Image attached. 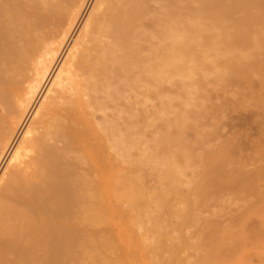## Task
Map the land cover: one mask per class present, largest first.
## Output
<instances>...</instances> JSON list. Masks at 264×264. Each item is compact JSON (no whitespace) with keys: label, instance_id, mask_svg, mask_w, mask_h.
<instances>
[{"label":"bare ground","instance_id":"1","mask_svg":"<svg viewBox=\"0 0 264 264\" xmlns=\"http://www.w3.org/2000/svg\"><path fill=\"white\" fill-rule=\"evenodd\" d=\"M258 68L264 0H0V264H264V168L218 179L185 135ZM221 190L242 215L193 216Z\"/></svg>","mask_w":264,"mask_h":264},{"label":"rangeland","instance_id":"2","mask_svg":"<svg viewBox=\"0 0 264 264\" xmlns=\"http://www.w3.org/2000/svg\"><path fill=\"white\" fill-rule=\"evenodd\" d=\"M255 70H256L255 72H257V73H258V71H261L260 74L254 73V74H252V76L250 75L251 77L248 76L250 78L234 79L231 82L222 83L223 85H220V87H218L219 84H218V82H216L217 80L213 76H210L208 80L206 79V82L208 84H207V86H205L206 85V82H205V85H203V86H205L206 88L203 87L204 88L203 90L206 89L207 91L206 90L205 91L207 92V94L205 93V91H203V97L201 99L203 101V99L205 98L204 97L205 95H206V98L202 102V105H201V99H199L200 100V106H198V107H205V108H201L197 112H195V115H194L195 120H194V123H192L193 126L191 124L190 127L187 128V129H189V128L190 129L189 130L186 129V131H185V135L187 133L186 137L191 138L190 140H192V139L194 140V138H196V133H195L196 129H201V131L203 132L202 133L203 137L201 136V139H200V141H203V142H201V144H196L195 147L197 145L198 146L196 148H194V149H197V148L199 149V150L198 149L196 150L197 152H202L203 149L206 148L202 153L209 154V150H210V152H212V150H213L212 147H214V146L216 147V148L214 147L215 151L218 149L221 152L222 155L220 154L221 156H219V158L223 156L222 158H220V160L223 159L222 161H225L224 163H225L226 167H224L223 169L218 171L219 174H218V172L215 173V175L218 179L222 178V176H224V174L227 171L235 170V167H236V169L239 168L240 164H241L240 168H239L240 173L244 174V175H246V174L250 175V174H252L251 173L252 171L254 173V172L258 171V168H260V170L262 169V167L264 168V166H263L264 165V159H263L264 158L263 157L264 156V153H263L264 152V69H263V72L259 68H258V70L257 69H255ZM211 77H213V78H211ZM210 80L211 81L214 80L213 81L214 83L211 82ZM238 80H241V81H238ZM208 81H210V82H208ZM212 83H213V86H211ZM208 85H210V86H208ZM172 86H174L175 89H174V87L169 86V88H168L169 92L172 91V94L175 92H178V90H177L178 85L172 84ZM215 86H217L220 90H217L218 88ZM225 86L227 88H225ZM223 88H225V89H223ZM204 102H206L205 103V105L207 104L206 106H204V104H203ZM196 104H199V102L198 103L196 102ZM198 107H197V109H198ZM205 109H206V111L204 113ZM200 110H202L201 113H200ZM197 115H199V117L197 118L198 122L196 121ZM199 118H200V120H199ZM158 122H160V121H158ZM162 122L163 121H161L160 123H156V125H155L156 128H154V131H159L162 128V127L160 128V126H163ZM198 124H201V126ZM204 127H206V128H204ZM191 129H193V131H191ZM205 136H206V138H205ZM205 143H208L207 144L208 146L204 145ZM218 144H223V145L219 146ZM206 146L209 148L207 149ZM220 147H221V150L219 149ZM223 150H225V152ZM229 159H230V161H229ZM230 162H231V164H230ZM234 162H236V163L234 164ZM151 172H152V174H151ZM148 173L150 174V176H148L149 175ZM153 173L154 172L151 170H148L147 172L145 171V174H147L145 176V183L148 182L147 185L149 184V186H153V185L157 184L155 182L156 181L155 180V174H153ZM188 173L191 174L190 171L189 172L187 171L186 172L187 176L186 177H185V175L183 176L184 179H187V177L190 176ZM146 177H147V180H146ZM150 178L151 179L153 178L154 180L153 179L150 180ZM148 180H150V181H148ZM260 181H261V183H260ZM262 181H263V184H262ZM259 183H260L259 186L260 187L262 186V188H263L264 180H259L258 184ZM151 184H153V185H151ZM182 189H183V187L180 188V190L178 188L179 191H182L184 193V191L186 190V187H184L183 190ZM229 192L231 193L232 191L221 190V191H218L217 193H214V194H211V195L204 197L203 201H201L200 204L195 207V209H194L195 211H193V216L195 214L200 216V214H201V216L204 217V219H206V220L210 219V221H211L213 219L212 221H214V223H217L219 225H221V224L223 225V223H226L224 225H228L229 222H232L229 220H232V218L239 217L240 215H242L244 209L246 208V206H245V208L242 209V207H244L243 203L245 202V200L243 199L241 194H239V195H241V196H239L237 193L234 194L232 192V194H230ZM212 195H213V197H212ZM219 195L222 197L224 196L225 198L224 197L223 198L218 197ZM233 195H236V196L238 195L239 197L237 196V198L239 199L240 202L238 201L236 196H233ZM229 196H230V198H227ZM220 198H221V201L219 200ZM231 198L233 201H231ZM242 199L244 201H242ZM222 200H224V201H222ZM229 200H230V202H229ZM225 201H226V204H225ZM218 202H220V203H218ZM246 202L244 203V205L246 204ZM240 203H242V204H240ZM218 204H219V206H218ZM240 205H242V207ZM197 209H199L200 211ZM212 209H213V211H212ZM214 211H217L218 213H216ZM226 211H228L227 213L229 214L227 216H226V214H227ZM232 213H234V215ZM211 214L213 216H211ZM215 214L217 216H215ZM230 214H231V216H230ZM238 214H239V216H237ZM229 216L231 219L228 218ZM226 218H227V220H226ZM216 219L218 222H216ZM247 222L245 221L246 225H244L245 223L243 224V227H246L245 228L246 231H255V229H258V227H259L258 226L259 225L258 219L251 218V219L247 220ZM191 225L186 226V227L187 228H192L193 226L196 227V225H193V224H191ZM198 226H199V228H198ZM198 226H197V230L194 229L195 227L192 228L193 230H192L191 234L189 233V232H191V229H189L190 231H187V228L185 227L184 229L186 230V232L182 231L181 234L186 236L187 239H190V237L193 239L194 235L199 231V229H201L200 224H198ZM131 228L133 229L134 233H136V234L139 233V230L136 226L132 225ZM99 232H104V230H100ZM186 233H188L189 235H187ZM190 235H192V236H190ZM192 239H190V240H192ZM166 242H167L166 243L167 244L166 249H167L168 247H170L171 243H170V240H167ZM178 242L179 241H177L176 245H179ZM173 243L175 244V241H173ZM173 245H171V247ZM164 247H163V249L165 250ZM189 251L191 253H189ZM189 251L185 250L181 253V255L182 254L184 255V252H185L186 256L184 255L183 257L187 258L190 255L188 258H191L193 251L192 250H189ZM162 255H163V252H162ZM254 257L255 256H252V260H253L252 262L256 263L257 258H254Z\"/></svg>","mask_w":264,"mask_h":264}]
</instances>
